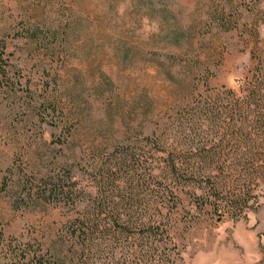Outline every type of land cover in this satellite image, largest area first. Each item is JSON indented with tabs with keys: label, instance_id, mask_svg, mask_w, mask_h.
I'll list each match as a JSON object with an SVG mask.
<instances>
[{
	"label": "rangeland",
	"instance_id": "obj_1",
	"mask_svg": "<svg viewBox=\"0 0 264 264\" xmlns=\"http://www.w3.org/2000/svg\"><path fill=\"white\" fill-rule=\"evenodd\" d=\"M254 32L264 0H0V264L66 255L83 209L149 211L156 118L236 87ZM59 183L76 206L50 195ZM176 217L183 264H264V205Z\"/></svg>",
	"mask_w": 264,
	"mask_h": 264
},
{
	"label": "trees",
	"instance_id": "obj_2",
	"mask_svg": "<svg viewBox=\"0 0 264 264\" xmlns=\"http://www.w3.org/2000/svg\"><path fill=\"white\" fill-rule=\"evenodd\" d=\"M251 41L250 66L236 87L206 86L156 118L148 137L149 211L142 203L130 213L129 204L83 209L67 226L70 250L50 264H183L174 231L180 207L208 206L221 218L264 205V36L254 32ZM50 193L56 201L78 203L73 185L59 183ZM27 260L46 264L41 255Z\"/></svg>",
	"mask_w": 264,
	"mask_h": 264
},
{
	"label": "crops",
	"instance_id": "obj_3",
	"mask_svg": "<svg viewBox=\"0 0 264 264\" xmlns=\"http://www.w3.org/2000/svg\"><path fill=\"white\" fill-rule=\"evenodd\" d=\"M228 260H224L223 258H219V260L215 264H239L237 261V257L231 258L228 262Z\"/></svg>",
	"mask_w": 264,
	"mask_h": 264
}]
</instances>
